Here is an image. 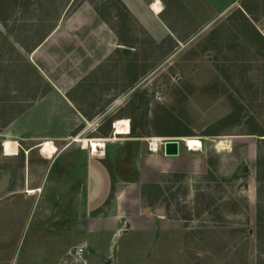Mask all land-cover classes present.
Segmentation results:
<instances>
[{"label":"rangeland","instance_id":"374dc122","mask_svg":"<svg viewBox=\"0 0 264 264\" xmlns=\"http://www.w3.org/2000/svg\"><path fill=\"white\" fill-rule=\"evenodd\" d=\"M232 1L0 0V177L10 173L0 264H264V0L249 4L257 25L238 4L217 14ZM53 84L84 114L86 136L110 124L162 153L179 141V166L131 194L147 212L129 204L116 226L45 207L35 186L47 161L13 133L63 131L51 105L27 109ZM190 138L199 150L187 149ZM77 246L84 256L70 257Z\"/></svg>","mask_w":264,"mask_h":264},{"label":"crops","instance_id":"0c3cea01","mask_svg":"<svg viewBox=\"0 0 264 264\" xmlns=\"http://www.w3.org/2000/svg\"><path fill=\"white\" fill-rule=\"evenodd\" d=\"M251 2L254 0H233L228 8L220 10L217 14L224 13L238 4L240 12L254 23L251 18L253 9L249 6ZM256 15L261 17L264 24V12ZM57 28L55 24L45 38ZM258 29L260 32L263 30L261 26H258ZM42 104L51 105L52 114L59 112L55 115L64 124L63 131L52 136L36 134L35 131L26 129L22 130V133H10L27 144L23 149L26 152L40 147L47 165L39 174L35 188L44 193L46 208L50 207L70 219L85 220L97 225L115 222L117 226L127 222L124 209L129 204L138 207L141 214L147 212V207L141 208L137 201H130L131 194L137 190L139 183L150 182L152 178L147 175L173 171L175 164L179 166L184 159L180 151L176 156H167L152 149L142 136L128 135L129 131L126 134H116L113 130L108 136L104 134L91 139L95 137L85 134L90 125L84 114L67 91L57 84H53L27 109ZM55 104L60 109H53ZM13 123L14 120L9 124V130ZM71 135H75V138L68 141L67 137ZM45 141H51L56 148L51 157L42 152ZM37 206L36 204L35 210ZM40 207L43 208L39 205L38 208ZM95 230L88 227L87 235H93Z\"/></svg>","mask_w":264,"mask_h":264},{"label":"water","instance_id":"95a60500","mask_svg":"<svg viewBox=\"0 0 264 264\" xmlns=\"http://www.w3.org/2000/svg\"><path fill=\"white\" fill-rule=\"evenodd\" d=\"M123 52L127 53V49L123 48ZM163 153L167 156H176L179 154V141L177 139H169L163 143ZM245 169V168H244ZM10 173L6 172L0 177V194L3 193L9 186ZM157 213H161L162 209L157 208Z\"/></svg>","mask_w":264,"mask_h":264},{"label":"bare ground","instance_id":"6f19581e","mask_svg":"<svg viewBox=\"0 0 264 264\" xmlns=\"http://www.w3.org/2000/svg\"><path fill=\"white\" fill-rule=\"evenodd\" d=\"M152 9L157 13L161 12L160 7H159V3L153 4ZM183 142L186 144L188 150H199L200 147L202 146L201 141L199 139H196V138L186 139V140H183ZM85 144H86V141H85ZM150 147H152V149H154V150H157L158 143L156 141H154L153 143H151Z\"/></svg>","mask_w":264,"mask_h":264},{"label":"built area","instance_id":"2783aa9c","mask_svg":"<svg viewBox=\"0 0 264 264\" xmlns=\"http://www.w3.org/2000/svg\"><path fill=\"white\" fill-rule=\"evenodd\" d=\"M166 141V140H165ZM67 254L73 258H82L84 256V248L77 246L67 251Z\"/></svg>","mask_w":264,"mask_h":264},{"label":"trees","instance_id":"16d2710c","mask_svg":"<svg viewBox=\"0 0 264 264\" xmlns=\"http://www.w3.org/2000/svg\"><path fill=\"white\" fill-rule=\"evenodd\" d=\"M94 9H95L96 13L102 18V15H101L99 9L96 8V7H94ZM239 112H240L239 110H235V112H233V114H231V115H228L227 118H229V117L231 118L232 117L233 118V122L234 121H238V114H239ZM110 131H111V126L109 124V128H108V133L109 134H110ZM130 132L131 133H134L133 128H131ZM108 133H106L105 136H108ZM210 134H214V133H210Z\"/></svg>","mask_w":264,"mask_h":264}]
</instances>
